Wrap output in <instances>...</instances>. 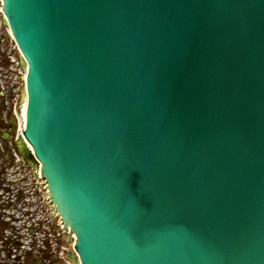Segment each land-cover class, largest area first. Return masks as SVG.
<instances>
[{"label": "water", "instance_id": "obj_1", "mask_svg": "<svg viewBox=\"0 0 264 264\" xmlns=\"http://www.w3.org/2000/svg\"><path fill=\"white\" fill-rule=\"evenodd\" d=\"M8 13L31 66L28 135L82 264H264V0Z\"/></svg>", "mask_w": 264, "mask_h": 264}, {"label": "flooded vegetation", "instance_id": "obj_2", "mask_svg": "<svg viewBox=\"0 0 264 264\" xmlns=\"http://www.w3.org/2000/svg\"><path fill=\"white\" fill-rule=\"evenodd\" d=\"M2 53H0V64L6 68L8 66V61L3 58ZM1 83L10 85V80L8 76L4 73L3 77L0 78V136L9 139L15 130V120L12 118V112L8 103H11L14 99L13 91L9 93L1 91ZM32 261L29 260L27 264H31Z\"/></svg>", "mask_w": 264, "mask_h": 264}, {"label": "bare ground", "instance_id": "obj_3", "mask_svg": "<svg viewBox=\"0 0 264 264\" xmlns=\"http://www.w3.org/2000/svg\"><path fill=\"white\" fill-rule=\"evenodd\" d=\"M33 145H34V143H33ZM33 147L35 148V145Z\"/></svg>", "mask_w": 264, "mask_h": 264}]
</instances>
